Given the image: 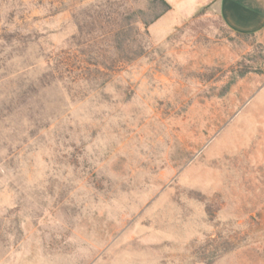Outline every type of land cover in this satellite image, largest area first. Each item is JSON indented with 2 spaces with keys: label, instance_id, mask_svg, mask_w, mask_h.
I'll use <instances>...</instances> for the list:
<instances>
[{
  "label": "rangeland",
  "instance_id": "obj_1",
  "mask_svg": "<svg viewBox=\"0 0 264 264\" xmlns=\"http://www.w3.org/2000/svg\"><path fill=\"white\" fill-rule=\"evenodd\" d=\"M149 1L0 0V264H264V43Z\"/></svg>",
  "mask_w": 264,
  "mask_h": 264
},
{
  "label": "crops",
  "instance_id": "obj_2",
  "mask_svg": "<svg viewBox=\"0 0 264 264\" xmlns=\"http://www.w3.org/2000/svg\"><path fill=\"white\" fill-rule=\"evenodd\" d=\"M172 10L193 11L209 4L232 33L253 36L264 43V0H165ZM167 15V14H166Z\"/></svg>",
  "mask_w": 264,
  "mask_h": 264
},
{
  "label": "trees",
  "instance_id": "obj_3",
  "mask_svg": "<svg viewBox=\"0 0 264 264\" xmlns=\"http://www.w3.org/2000/svg\"><path fill=\"white\" fill-rule=\"evenodd\" d=\"M171 10L172 7L165 0H151L148 3L146 11L139 12L142 16L141 24L147 29L150 25L158 21ZM124 26L127 29L126 33L119 31L111 35L112 40L110 45H112L111 47L113 50H125V40L122 35L125 34V37L128 38L127 36H129L133 31L136 35H142L141 30L137 26H133L131 23H127ZM146 33L147 32H145V34ZM105 68L107 67L105 66ZM251 74L264 75V55L260 54L255 60H252L247 64L241 63L238 65V68L232 70L229 81L223 87L220 96H226L240 80Z\"/></svg>",
  "mask_w": 264,
  "mask_h": 264
}]
</instances>
